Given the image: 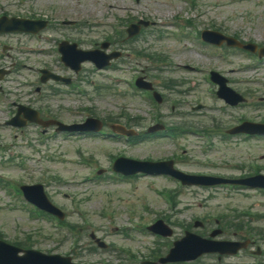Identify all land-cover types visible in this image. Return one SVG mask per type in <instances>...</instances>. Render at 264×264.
Instances as JSON below:
<instances>
[{
  "label": "rangeland",
  "instance_id": "obj_1",
  "mask_svg": "<svg viewBox=\"0 0 264 264\" xmlns=\"http://www.w3.org/2000/svg\"><path fill=\"white\" fill-rule=\"evenodd\" d=\"M46 1V0H44ZM111 3H119L123 4L126 7L132 6L135 8H138L142 11V16H147L148 19H153L156 21V25L151 28V30H146V32L143 34L141 38L148 40L151 39V41L146 44L142 40L136 41V49L139 48H146L147 51H151V44L152 40L155 38L153 36V33H157V31L162 29H167L168 26H162V23H165V21L172 19L174 12L179 11L180 2L178 0H137L134 2V0H107ZM203 3L211 6H215V10H210V12L206 13L204 17L199 16L194 19L193 24L201 26L202 23H204V20H215V24H219L220 26L224 25L227 27L228 31L232 32H238L243 37H251L255 36L262 41H264V0H203ZM90 4V3H89ZM219 4V6H216ZM93 7L95 6L92 4ZM183 5V4H182ZM184 6V5H183ZM87 7V1L81 0L79 3L74 2H61L60 5L57 6V9L60 11V14H67L70 18L74 19H81V20H91V19H99L104 21H110L109 16L112 13H117V11H113L112 9H105L107 14H104V16L100 15L97 10L94 8H91L92 11L85 12L83 11V8ZM89 7V5H88ZM119 15L125 14V15H131L134 13L126 12V11H120L118 12ZM139 12L136 13L138 15ZM184 18L186 16L194 17L192 15V12H188V14L184 13L183 11L180 13ZM139 16V15H138ZM83 31H67V34L69 37H76L84 41L85 38H95L98 39L99 34L97 32L98 28L91 29L89 31V28H82ZM101 33H104V31H107L106 28H99ZM145 39V40H147ZM169 42V41H168ZM16 43H19L16 41ZM170 43V42H169ZM171 44V43H170ZM174 44V43H173ZM85 48H89L86 46H89L87 44L85 46V43L82 44ZM165 41H155L154 42V50H157L158 52H163L166 54L169 58V60L173 61H180L179 63H187L190 62L188 59L190 58H183L182 57V51L174 49L172 50ZM178 48V47H177ZM183 50V49H181ZM15 56L20 58V54L16 53ZM179 60H177V59ZM168 60V61H169ZM37 61L36 58L31 57L30 62ZM200 65H205L208 59L204 56L200 55ZM212 62V61H209ZM223 66L225 69L231 68L233 66L232 63H229L227 61H222ZM136 65L137 69L143 68L144 66L150 68V65L146 59H143L142 57H136L133 54H130L129 57H125L122 61L118 62L117 68L122 69H111L107 71L109 74H112V76H116L118 78L114 81L117 86L120 88H129L128 80L131 78V74L134 73L131 70H129V66ZM15 66V71H12L9 76H13L14 74L18 73L20 70L17 68V64ZM174 69L181 70L177 67H173ZM59 71H62L63 74H71L72 73L69 70H65L61 67L56 68ZM90 65H87L85 67V71L83 72V76L88 74L90 72ZM14 70V68L12 69ZM168 70V69H167ZM264 71V69H263ZM169 73V70L167 71V74ZM165 72L163 73V75ZM180 76H187L186 78L189 79H195L198 76L189 73L184 72H177ZM239 74V73H238ZM33 76L32 71L26 76L30 77ZM100 80L108 81L107 77L104 75H100L97 77ZM189 84V83H188ZM188 89V97L189 98H196L199 96H203L204 89L203 85L200 83V85H197V81L195 84L194 89H191V85L188 86L186 83L183 84V86L179 87L180 89L186 88ZM243 86H240L242 88ZM261 90H263L261 87H259ZM26 89L34 90L33 87L29 86L27 88H24V92ZM43 94L44 97H39V99L35 100V104H38L39 106L46 107L49 109V114L52 115L54 113H59L61 118L67 121H78L81 119V115H79L81 110H83V107L81 105L89 106L96 115L102 116L106 118L109 122L112 120V116L109 114H113L115 117L121 119L120 115V109L118 110L117 104H120L121 102H125L124 104V112L128 114L136 113L135 110L131 111L130 106L140 107L141 109H145L146 102L143 99H140L138 94H132L126 97V99L118 98L116 96H112L109 93L101 92L97 94V102L89 101L87 97L80 96L77 100L78 105L81 108L72 109L71 112L67 111L64 106V102L61 101L60 104L57 100L55 101L56 96L51 97L48 94L47 89L43 88ZM184 91V90H182ZM179 90V92H182ZM23 91L18 92L17 94L10 93V97H13L14 99H18L22 102H27L34 100L33 97L27 95ZM178 92V93H179ZM177 94V92H174ZM184 93L178 94L183 95ZM77 97V95H76ZM207 98V96H206ZM4 96L0 95V145L3 146H9L11 151H19L22 154L27 155L28 157L31 156V154L34 155V159H26L24 167H28L29 170L22 171L20 170L19 166L16 165V162L18 160H21L20 157H14L13 159H10L11 164H5V166L0 165V173L12 181H23V182H42L46 185L48 189V194L50 196V199L58 205L66 214V219L72 222L74 225H76V230L78 231L76 235L70 233L65 228H57L54 226V223L52 221H48L45 219H41L38 221H32L28 219L27 212L25 210L23 211H11L8 209L9 207V201L12 199L8 197L7 192H4V189L0 186V230L3 232V239L7 242H12L14 240H25L26 237H30L29 241H26L29 245H32V247L37 248L39 250L45 251L46 248L50 249L52 252H58L62 253L65 250H68L70 247L77 248V253L81 255H87L88 259H94L93 254H88V250L86 248L89 247L87 243V232H85L86 227L82 226L81 220L79 219L78 214L81 212H85L88 214L91 226L95 233H97L99 236L106 233L102 226L105 223V221H108L104 219L100 214L101 206L106 203L107 199L113 196L114 199L111 202V206L115 208L122 207V203H120L116 199V194L120 193L117 191V182L110 183L108 180V174L106 176L100 177L98 181H86L83 183H77L73 186H68L65 182L58 183L52 179L53 174H61L65 176L66 178L70 177V175H75V179L78 180V178L86 173V171L90 170L92 172L93 170L91 168H85L83 166H80L81 164L78 162H67L65 159L63 161H57V157L61 155H65V157H72L75 160H79L82 158H92L100 167H106L107 166V160H108V154L107 152H115L120 150V148H123L120 141L112 140L107 141L106 139L101 138H77L75 140H65L63 137L59 136L60 138L58 140L50 139L49 143L51 144V148L49 150H45L44 147L41 145H36L33 148H29L27 146L22 145V140H20L19 137L12 138L10 136V131L8 126L3 125V122L6 118V114L1 111L2 108H4L3 103ZM61 105V106H60ZM13 111L14 108L11 107ZM261 112L259 115L264 114V105L260 107L259 109ZM141 118H145L143 124L140 126V129L143 128V126L149 122L148 117H146L145 113L141 111L140 113ZM254 115V119L258 120L259 118ZM226 120V118H224ZM194 120L196 118L188 117L186 119L187 122L196 124V125H209V123L203 119H198V123H194ZM137 128V125L135 126ZM33 127L29 128V134L32 136H36L34 133ZM190 136L187 137V141L190 140ZM166 140H161L157 142H147L144 144L140 150L138 151V155L141 156L142 154H151L154 155V157H160L165 156L168 153H171L176 146L172 144L171 141L167 140V137H165ZM219 143V141H217ZM60 145V146H59ZM220 147L216 145L209 154L205 156V160L202 163V165H199V162L202 161L199 157V153H197V149L193 147V151L191 152L189 150L190 144H185L184 148L187 150L186 154L189 156L190 161L185 164L184 166L188 168L193 169H209L208 166L212 167L215 171L223 173L226 172L227 174H243L249 171V169L245 166L235 167V166H229L228 164L225 165V163H221L220 159H231L229 161H238L243 160V164L245 162L252 158L253 156L257 157V154L248 156L246 153L247 148L252 147V144H245L238 148H236L233 145L225 144V143H219ZM247 146V147H245ZM75 147V151L73 150ZM62 149V150H61ZM33 151V153H32ZM80 151V153H79ZM178 152H182V149L179 148ZM197 153V154H196ZM20 154V153H19ZM107 155V156H106ZM90 156V157H89ZM112 160V159H111ZM264 161V160H263ZM15 162V163H14ZM6 167H13L16 169H6ZM23 167V168H24ZM44 170L45 174H41L40 171ZM9 188L11 189V192L16 197L20 196L19 188L17 185H15L12 182H7ZM105 184V185H104ZM142 185L145 186V182H142ZM115 186V187H114ZM109 190L111 193L105 194L103 190ZM70 193L71 196L65 197V193ZM187 198L189 200H196V198L193 196V194H186ZM225 198L226 196L232 197V202L239 204L240 206H247L251 208H257V209H264V196L258 195L253 193L252 191H246V192H238V193H229L226 194V192H220L219 195ZM224 201V200H222ZM213 204H216L217 202H220V200L214 199L211 200ZM73 203L77 205V210L73 207ZM103 204V205H101ZM91 213V214H90ZM114 219H111L112 222ZM147 221L142 222V227L147 226ZM71 236H77V241L80 239V241L76 245L71 244ZM76 241V242H77ZM102 257V253L98 252L96 259H100Z\"/></svg>",
  "mask_w": 264,
  "mask_h": 264
}]
</instances>
